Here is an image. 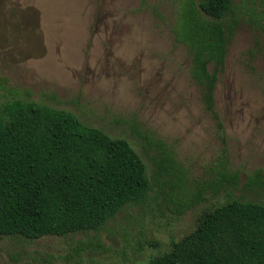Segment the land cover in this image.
I'll return each instance as SVG.
<instances>
[{
  "label": "rangeland",
  "instance_id": "374dc122",
  "mask_svg": "<svg viewBox=\"0 0 264 264\" xmlns=\"http://www.w3.org/2000/svg\"><path fill=\"white\" fill-rule=\"evenodd\" d=\"M178 7L179 0H0V105L19 99L72 112L129 140L150 173L168 150L187 178L173 197L153 193L99 231L0 236V264H147L226 201L211 191L194 199L225 155L240 176L233 195L264 202V187L245 189L258 174L264 181V34L243 23L230 43L215 90L220 130L191 77V54L175 40Z\"/></svg>",
  "mask_w": 264,
  "mask_h": 264
},
{
  "label": "trees",
  "instance_id": "16d2710c",
  "mask_svg": "<svg viewBox=\"0 0 264 264\" xmlns=\"http://www.w3.org/2000/svg\"><path fill=\"white\" fill-rule=\"evenodd\" d=\"M243 23L264 34V0H179L172 26L176 42L191 54V77L220 130L215 90ZM153 162L150 173L129 140L85 125L72 112L7 101L0 105V236L99 231L125 207L153 193L171 198L187 186L186 173L168 150ZM213 174L197 186L194 199L200 203L211 191L224 193L226 201L205 209L193 231L147 264H264V202L233 195L240 176L229 169L228 156ZM262 187L260 174L245 184Z\"/></svg>",
  "mask_w": 264,
  "mask_h": 264
}]
</instances>
